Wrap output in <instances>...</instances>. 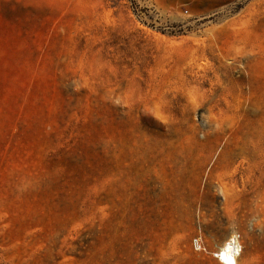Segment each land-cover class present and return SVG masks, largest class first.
<instances>
[{
	"label": "rangeland",
	"instance_id": "rangeland-1",
	"mask_svg": "<svg viewBox=\"0 0 264 264\" xmlns=\"http://www.w3.org/2000/svg\"><path fill=\"white\" fill-rule=\"evenodd\" d=\"M232 229L264 264V0H0V264H222Z\"/></svg>",
	"mask_w": 264,
	"mask_h": 264
},
{
	"label": "bare ground",
	"instance_id": "bare-ground-1",
	"mask_svg": "<svg viewBox=\"0 0 264 264\" xmlns=\"http://www.w3.org/2000/svg\"><path fill=\"white\" fill-rule=\"evenodd\" d=\"M217 246L218 248L214 253L215 257H218V261L222 264H231V262L238 264V259L243 251V245L240 241V235L235 229H232Z\"/></svg>",
	"mask_w": 264,
	"mask_h": 264
},
{
	"label": "built area",
	"instance_id": "built-area-1",
	"mask_svg": "<svg viewBox=\"0 0 264 264\" xmlns=\"http://www.w3.org/2000/svg\"><path fill=\"white\" fill-rule=\"evenodd\" d=\"M196 241H197V243L199 244V248H201L200 246H201V243L199 242V239L198 238H196ZM217 259H218V257H216Z\"/></svg>",
	"mask_w": 264,
	"mask_h": 264
},
{
	"label": "snow or ice",
	"instance_id": "snow-or-ice-1",
	"mask_svg": "<svg viewBox=\"0 0 264 264\" xmlns=\"http://www.w3.org/2000/svg\"><path fill=\"white\" fill-rule=\"evenodd\" d=\"M231 264H234V262H231Z\"/></svg>",
	"mask_w": 264,
	"mask_h": 264
}]
</instances>
